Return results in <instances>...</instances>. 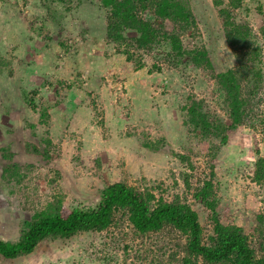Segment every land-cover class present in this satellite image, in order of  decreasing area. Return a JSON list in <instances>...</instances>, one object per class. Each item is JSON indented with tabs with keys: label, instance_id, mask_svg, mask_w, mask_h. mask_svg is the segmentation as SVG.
I'll use <instances>...</instances> for the list:
<instances>
[{
	"label": "rangeland",
	"instance_id": "374dc122",
	"mask_svg": "<svg viewBox=\"0 0 264 264\" xmlns=\"http://www.w3.org/2000/svg\"><path fill=\"white\" fill-rule=\"evenodd\" d=\"M186 1L195 22L179 33L183 47L204 46L213 73L233 68L217 7L212 0ZM244 5L232 14L263 46L258 28L264 6L261 14L254 3ZM107 13L97 0H0V239L15 240L21 222L54 196L65 214L95 203L98 190L114 181L167 201L177 196L196 212L206 236L211 212L192 192L210 180L219 220L241 226L258 250L252 219L264 213V181H254L252 171L254 159L264 158L257 120L264 112V82L256 118L230 129L209 70L165 64L160 46L145 51L131 44V29L124 42L111 41ZM143 16L154 19L148 11ZM188 97L201 99L225 126L218 138H200L182 122ZM40 111L48 116L44 123ZM27 143L45 147L48 157L31 153ZM11 162L22 174L18 182L1 177ZM183 238L164 229L136 236L119 218L100 232L43 241L26 256H0V264H148L157 258L169 264L168 254L173 262L183 255Z\"/></svg>",
	"mask_w": 264,
	"mask_h": 264
},
{
	"label": "trees",
	"instance_id": "16d2710c",
	"mask_svg": "<svg viewBox=\"0 0 264 264\" xmlns=\"http://www.w3.org/2000/svg\"><path fill=\"white\" fill-rule=\"evenodd\" d=\"M97 1L108 12L106 35L111 41L124 42V31L131 29L136 35L130 36L131 44L145 51L160 46L159 60L165 64L209 70L220 105L227 112L228 128L233 129L256 118L259 102L257 96L264 82V67L261 66L264 45L258 42L246 22L235 20L232 10H240L246 3H254L256 10L262 14L264 0H212L220 18L222 37L236 62L233 68L217 73L212 72V64L204 46L185 48L179 39V33L194 26L195 22L186 0ZM144 11L151 13L154 19L145 18ZM156 20L158 22L154 25ZM164 22L170 24L169 29L164 27ZM258 31L264 36V14ZM130 57L131 54L126 53V58ZM153 67L158 69L154 64ZM182 109L185 111L182 122L200 138H218L226 129L204 108L201 99L188 97ZM47 117L44 111L38 113L41 123ZM257 120L264 132V112ZM40 141L45 146L50 143L47 138ZM219 141L223 143L224 139L220 136ZM25 148L31 153L48 157L45 147L39 148L27 143ZM2 152L9 157L6 148ZM179 158L187 161L186 156ZM1 170V177L6 181L18 182L22 175L14 162L4 164ZM252 179L256 182L264 181V158L261 156L254 159ZM183 180L187 187L186 178L183 177ZM192 196L211 212V232L206 236L202 233L196 212L177 196L167 201L161 197L155 198L147 188L140 190L122 181H114L98 190L95 203L75 205L65 214L62 213L60 197L54 196L21 222L15 240L0 239V256L4 259L26 256L43 241L66 239L80 232H100L123 218L136 236H145L163 229L183 236V243L179 246L183 255L175 260L177 264H264V213L257 212L252 219L254 226L251 236L260 237L255 242L258 251L252 247L248 234L241 226L219 220L210 180L196 187ZM173 259V254L167 255L169 264H175ZM148 264H162V261L157 258Z\"/></svg>",
	"mask_w": 264,
	"mask_h": 264
}]
</instances>
